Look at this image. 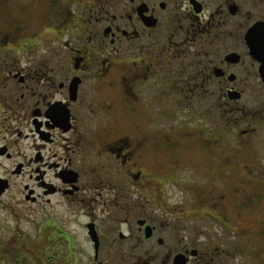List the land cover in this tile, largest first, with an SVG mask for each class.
Segmentation results:
<instances>
[{
    "label": "flooded vegetation",
    "instance_id": "af4514ba",
    "mask_svg": "<svg viewBox=\"0 0 264 264\" xmlns=\"http://www.w3.org/2000/svg\"><path fill=\"white\" fill-rule=\"evenodd\" d=\"M16 207L35 264H264V0H0Z\"/></svg>",
    "mask_w": 264,
    "mask_h": 264
},
{
    "label": "rangeland",
    "instance_id": "374dc122",
    "mask_svg": "<svg viewBox=\"0 0 264 264\" xmlns=\"http://www.w3.org/2000/svg\"><path fill=\"white\" fill-rule=\"evenodd\" d=\"M14 208V206H13ZM21 211L18 207L11 211H6L0 209V242H8L11 238L15 237L18 240H23L26 243L29 252H35L37 249L36 244V222L33 220L26 222L23 217H21ZM27 220V219H26ZM30 256L34 257V260L30 259V262H36V257L32 254ZM2 263L15 264V260L2 259ZM26 260L28 264H31ZM45 263L52 264L49 260L44 259ZM65 261V260H63ZM0 262V263H1Z\"/></svg>",
    "mask_w": 264,
    "mask_h": 264
},
{
    "label": "trees",
    "instance_id": "16d2710c",
    "mask_svg": "<svg viewBox=\"0 0 264 264\" xmlns=\"http://www.w3.org/2000/svg\"><path fill=\"white\" fill-rule=\"evenodd\" d=\"M29 249L26 246V243L23 240H18L15 237L8 240V242H0V260L2 259H11L15 260L16 264H28L26 262L30 259L34 260L33 256H27L25 253L28 252ZM1 262V261H0ZM30 262V261H29ZM31 264H34V262H30ZM0 264H6V263H0Z\"/></svg>",
    "mask_w": 264,
    "mask_h": 264
}]
</instances>
